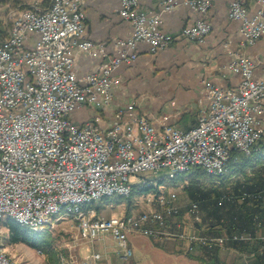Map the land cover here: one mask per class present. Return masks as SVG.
<instances>
[{
    "label": "built area",
    "instance_id": "obj_1",
    "mask_svg": "<svg viewBox=\"0 0 264 264\" xmlns=\"http://www.w3.org/2000/svg\"><path fill=\"white\" fill-rule=\"evenodd\" d=\"M233 0L229 16L239 22L243 44L253 45L264 36V0ZM185 4L200 14L212 0H160L158 11L141 8L139 0H122L119 15L132 25V34L113 42L114 52L85 34L84 0H52L45 8L13 11L11 27L0 29V212L12 211L38 221L65 199L93 197L116 190L123 194L141 175L175 168L227 171L233 152L259 149L264 137V79H256V62L241 51H230L228 73L241 76L235 86L204 79L206 108L187 129L155 121L134 100L118 109L113 121L103 125L100 115L78 124L72 115L84 107L109 106L114 88L121 83L117 68L134 62L139 43L158 53L175 40L204 42L212 31L206 19H197L178 34L161 30L162 14ZM226 48L229 47L225 43ZM100 58L96 70L78 75L76 52ZM235 161H239L235 156ZM144 183V179L140 181ZM139 215L101 216L87 213L78 222L79 236L92 245L106 238L115 241L114 252L130 260L134 249L129 233L156 239L177 238L190 245L225 247L238 236H205L187 232L180 221L182 206L167 193L141 198ZM197 202L189 204L198 210ZM104 247H107L106 245ZM105 251L91 250L64 264H100ZM0 264H11L2 256Z\"/></svg>",
    "mask_w": 264,
    "mask_h": 264
},
{
    "label": "crops",
    "instance_id": "obj_2",
    "mask_svg": "<svg viewBox=\"0 0 264 264\" xmlns=\"http://www.w3.org/2000/svg\"><path fill=\"white\" fill-rule=\"evenodd\" d=\"M232 1L212 0L213 5L206 14L197 13L185 4L163 13L160 28L166 33L178 34L185 26L203 18L211 23L212 31L204 42L180 38L158 53H151L146 43H139L138 58L121 64L116 70V74L121 75V83L114 88L112 103L105 108L84 107L72 115L73 119L83 124L100 115L106 126L113 121L118 109L140 100V109L153 120L190 128L207 106L204 79L223 86H235L241 80L239 74L228 73L226 69L232 60L230 51L239 50L253 59L256 62L254 77L264 79V36L253 45L243 44L239 22L229 16ZM247 2L255 6L254 0ZM121 3L122 0H84L85 34L96 43L105 44L111 52H114L115 39L129 37L133 31L130 22L119 15ZM139 3L147 11L160 9V0H139ZM225 43L229 44L228 48ZM99 63L100 58L77 51L74 69L78 75H83L96 70ZM261 124L264 128V113ZM103 247L98 243L96 249L104 252ZM106 248L109 250L106 249L100 264H130L129 260L115 254V248L110 245Z\"/></svg>",
    "mask_w": 264,
    "mask_h": 264
},
{
    "label": "rangeland",
    "instance_id": "obj_3",
    "mask_svg": "<svg viewBox=\"0 0 264 264\" xmlns=\"http://www.w3.org/2000/svg\"><path fill=\"white\" fill-rule=\"evenodd\" d=\"M51 3L52 0H0V29L3 30L4 35L8 32L11 27L9 14L13 11L37 7L45 8ZM169 173L170 170L166 168H162L155 172L144 173L141 175L142 178H140V181L144 179V183L134 181L133 190L135 186H139L140 188L154 186L156 188H151L150 190L144 191V193H140L139 195L135 194L132 197L130 196L133 190L127 196L114 195L115 197H129V199L127 198L125 200H118L114 196L108 197L110 198L109 201H101V199H98L83 207L82 210H93L97 215L106 217L128 214V212L130 215H137L142 209L140 206L141 198L152 197L155 194L157 196L164 195V193H167L174 196L176 204L182 206L184 209L180 221L185 230H187V232L196 231L199 233L201 228L198 224L204 223L203 220L205 219V215L200 205L198 210L188 211V205L192 202H196L194 201L192 189L185 188L189 185L188 183L190 181L176 183L171 180V178H166ZM148 182H150V184H147ZM91 204L93 207H91ZM64 211L68 212L69 215L43 230L50 231L52 239L51 250L53 253L34 249L26 243L9 244L7 241L8 229L3 226L1 223L2 221H0V250L9 257L11 264H64L61 255H64L68 260L70 259L68 256L71 254L81 259L85 255H88L91 250H98L96 249L98 243L95 242V244L92 245V243L86 241V239L80 238L78 222L75 221V219H78L79 213L74 212L70 207L64 209ZM64 211L62 212L65 213ZM62 212L59 214H62ZM207 223L205 222L203 226H207ZM259 234L264 235V230L260 231ZM128 240L130 245L134 248V255L129 260L130 264H209L191 258L187 254V252H192L199 255L202 250L199 248L198 244L190 245L183 240L173 237L160 240L137 233H129ZM99 244L102 247L104 246L103 243L99 242ZM105 245H110L115 248V241L112 238H108ZM104 248L106 247H103V249ZM107 250H109V248ZM52 258H55L56 262H54ZM218 259L220 263L225 264H253L256 257L254 255L240 253L236 249L222 247Z\"/></svg>",
    "mask_w": 264,
    "mask_h": 264
},
{
    "label": "trees",
    "instance_id": "obj_4",
    "mask_svg": "<svg viewBox=\"0 0 264 264\" xmlns=\"http://www.w3.org/2000/svg\"><path fill=\"white\" fill-rule=\"evenodd\" d=\"M235 156H238L239 161H235ZM166 178H171L176 183L190 181L185 188L192 189L194 201L203 209L205 215L203 221L208 222V227L203 226L204 223L198 224L201 228L199 234L238 237L245 235L248 238L228 240L225 247L254 255L256 260L253 264H264V235L259 234L264 230V137L259 143V149H252L248 154L233 152V159L229 162L227 171L221 173L219 177L218 174L194 168L185 173H169ZM151 188L156 187L135 186L130 197ZM115 198L129 199L120 196ZM104 200L109 201L110 198L101 199ZM187 208L190 211L189 205ZM183 213L182 207L181 216ZM1 223L8 229L9 244L26 243L34 249L53 253L50 231L35 232L9 217L3 219ZM199 248L202 250L199 255L192 252L187 254L204 263L225 264L220 263L218 259L222 247L199 245ZM52 260L56 262L55 258Z\"/></svg>",
    "mask_w": 264,
    "mask_h": 264
},
{
    "label": "bare ground",
    "instance_id": "obj_5",
    "mask_svg": "<svg viewBox=\"0 0 264 264\" xmlns=\"http://www.w3.org/2000/svg\"><path fill=\"white\" fill-rule=\"evenodd\" d=\"M167 169L170 170V173H173V174L182 173V172H175V168H167ZM207 173L218 174V172H215V171H208ZM134 184H135L134 181H131V189L129 191L124 192L123 194L116 193V190H108V192H99L96 196H93V197L65 199V201L61 203V206L53 207L52 209L49 210L48 216L40 217L38 221H30L29 217H25L24 215H21V213L12 212V211H1L0 221L9 217V218L15 219L17 222L23 225V227L24 226L27 227V229L29 228L35 232H41L45 230L46 228L55 224L58 220L63 219L65 216H68L69 215L68 212H65L64 209L70 207V209L72 208L74 212L79 213L78 219H84L87 217V213L94 212V211L93 210L84 211L82 210L83 207L92 203L93 201H96L98 199H102L105 197L107 198L111 196L113 197L114 195L127 196L133 190ZM147 184H150V182H148ZM62 211H64L65 213H63ZM60 212H62V214H59ZM57 214L59 215L56 216ZM0 252L2 256H5L6 258L9 259V257L3 251L0 250Z\"/></svg>",
    "mask_w": 264,
    "mask_h": 264
}]
</instances>
